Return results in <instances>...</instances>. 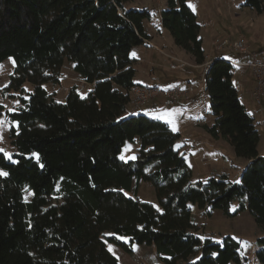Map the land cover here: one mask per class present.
<instances>
[{
    "label": "trees",
    "instance_id": "1",
    "mask_svg": "<svg viewBox=\"0 0 264 264\" xmlns=\"http://www.w3.org/2000/svg\"><path fill=\"white\" fill-rule=\"evenodd\" d=\"M127 1L0 0V61L15 62L8 85L20 91L19 105L6 112L16 124L9 131L15 151L10 158L0 152V172L7 173L0 175V264H120L106 242L128 253L134 243L154 245L165 264L239 263L241 244L231 235L220 243L199 238L192 205L227 217L247 209L264 231L259 131L227 58L214 57L204 69L214 119L202 128L246 161L238 180L222 173L193 181L177 146L180 132L146 113H127L137 84L130 52L148 40L143 21L152 18L149 8ZM165 1L162 28L196 64L204 63L200 24L188 0ZM243 5L264 11V0ZM64 59L91 88L82 97L72 85L57 102L42 84L58 82ZM29 82L33 87L24 93ZM135 139V158L121 160L125 143ZM138 180L154 187L160 210L135 196ZM58 196L61 202L50 201ZM255 241L264 264V233Z\"/></svg>",
    "mask_w": 264,
    "mask_h": 264
},
{
    "label": "rangeland",
    "instance_id": "2",
    "mask_svg": "<svg viewBox=\"0 0 264 264\" xmlns=\"http://www.w3.org/2000/svg\"><path fill=\"white\" fill-rule=\"evenodd\" d=\"M244 0H188V3L195 6V14L197 15V21L201 24L200 34L203 37V45L206 60H209L213 54V57L232 58L236 60H242L246 56L239 57L227 48L224 51H218L210 46V40L214 37H227V39L233 40L237 36H244L248 43L249 50L252 53L260 51L264 53V11L257 13L253 9L243 5ZM126 6L141 9L143 7L149 8L152 13L150 21L144 20L143 24L150 33H156L158 27H160V11L166 6L165 0H132L127 1ZM160 32V31H159ZM161 43L152 44L149 40H144V43H148L154 50L153 64L157 69L155 72L152 70H145L144 68H138L135 61L134 66L138 70V78L143 79L146 75L151 74L154 82L172 84L177 81L176 78H180V72L178 69L185 68L186 66H197L194 60L190 58L180 57L175 52H169L171 48H175L171 43L169 36L165 33H159ZM259 48V50L257 49ZM257 49V50H256ZM254 51V52H253ZM145 58H151L150 55H145ZM212 58V57H211ZM210 58V59H211ZM173 60L169 63L170 60ZM12 58H5L0 61V106L2 111L0 118L7 121L2 127H0V149H3L7 153L6 157L10 158L15 149L11 145V138L9 135L10 127L16 126L15 123L8 120L6 112L9 109H16L19 105L18 95L20 91L9 88V75L12 73L14 65ZM211 61V60H210ZM209 61V62H210ZM63 65L59 71L58 82L47 81L42 84V87L49 93L54 94L55 100L58 102H64L69 88L72 85H76V90L79 95L84 97L90 90L91 86L83 83V81L73 71V62L63 60ZM207 62L201 63L206 66ZM140 66V65H139ZM135 68V69H136ZM199 69L198 67H195ZM202 69V68H201ZM197 70L200 72V70ZM235 75V83L240 87L238 81L243 80L242 73L238 70H233ZM204 72L200 73L197 77L200 80L198 85L200 88L203 84ZM245 77V76H244ZM246 78V77H245ZM250 80V78H247ZM246 83V82H245ZM7 85V87H4ZM191 85V84H190ZM192 86V85H191ZM33 85L25 83L22 85V90L28 92ZM242 89L239 92V98L242 103L245 104L246 110L253 116L255 127L259 131V145L258 149L261 154L264 155V118L258 112V108L252 102L250 94L247 91V84H243ZM198 90L197 86H192V91L187 99ZM129 104L127 107L128 112L133 109V104L130 102L132 93L129 92ZM169 101L162 96L154 97L147 101L145 106L154 104L155 102L162 106L168 107L169 110H176L182 105L183 101ZM203 105L200 107V114L204 115L205 119H201L200 122H190L186 125L179 126L180 139L178 141V149L186 158L188 165L191 167L193 176L192 180H204V178L210 175L226 174L230 179L238 180L242 167L246 161L235 155L232 145L218 138L214 140L206 131L202 128L205 123L211 124L214 116L209 112L210 100L207 93H204ZM6 106V107H5ZM143 108L138 110H132V113H146ZM162 115V114H161ZM153 117V116H152ZM156 118V117H155ZM158 119V118H157ZM175 121L178 122L176 119ZM139 148L138 140L125 143L122 148L119 158L124 161L132 160L135 157ZM137 191L135 196L143 202L151 203L157 210H160L159 203L156 199L155 189L149 181L138 180ZM132 194V192H128ZM31 198V192L26 191L24 193V199L29 200ZM50 201L61 202V198H50ZM239 201H235L230 211L232 212L238 207ZM195 233L200 239L209 237L212 241L220 243L222 237L225 235H231L233 238L240 242V256L241 260L235 264H260L255 255V251L258 249L256 238L263 235L264 231L261 227H258L254 222V219L247 211V209L237 211L232 217H227L220 210L200 209L196 205L191 206ZM109 235V233H106ZM250 244V247H246L244 243ZM132 252L128 253L122 248L113 245L110 242H106V246L109 249L111 246L112 254L119 260L120 264H165L159 258L155 251L154 245H145L141 243H134ZM233 264V263H230Z\"/></svg>",
    "mask_w": 264,
    "mask_h": 264
},
{
    "label": "crops",
    "instance_id": "3",
    "mask_svg": "<svg viewBox=\"0 0 264 264\" xmlns=\"http://www.w3.org/2000/svg\"><path fill=\"white\" fill-rule=\"evenodd\" d=\"M200 27H201V24H200ZM145 30H146V27H145ZM147 33L149 35L148 40L152 44L156 45L157 42L161 43L159 33H162V35L163 34L165 35V33H166L169 36L171 43L174 44L173 38L170 35V33L167 30H165L164 28H162L161 25H160V27L157 28L156 33H150L148 30H147ZM202 43H203V37H202ZM174 47L175 48H171L168 51L169 52H175L180 57H186L187 56L188 58H190L193 61V57L189 53H187L186 51L181 49L176 44H174ZM203 48H204V45H203ZM257 49L259 50V48H257ZM153 52H154V50L151 48V46L148 43H143L141 46L133 47L131 52H130V55H131V57L136 59V61H137L136 66H138V68H141V69L144 68L145 70H152L153 69V71L155 72L157 69L155 68V65L153 64V59H152L153 58L152 57ZM255 52L256 53H253L254 55H258V56L264 55V53L261 54L260 51H255ZM133 53H135V55H133ZM145 55H150L151 58H145L144 57ZM237 56L243 57L240 55H237ZM211 57H210L211 59L208 58L209 60L205 61V62H207L206 64H208L210 60L214 59L213 54ZM172 61L173 60L171 59L169 61V63ZM136 66H135V68H136ZM195 67H198L199 69L202 68V69L200 70V72H198L197 70H199V69H196ZM205 67L206 66H203V64H200L197 66H186L185 68H181V69L179 68L178 69V71L180 72V78H176V80L180 81V82H174V83H179L181 85L191 84L192 86H197L198 90L194 94H192V96L189 99H187V101H183L182 105L179 108H176V112H177L176 119L178 120V122L175 121V127L176 128L177 127L179 128V126H181L182 124L186 125L187 123L195 122L197 120H198V122H200L201 119H205L204 115L200 114V107L203 105L202 99L204 97V93H206V92H205L203 84H202L201 88L198 86L201 81L197 79V77L200 73L202 74V72H205L204 71ZM137 72H138V70L136 68L134 80L139 85H157V86L158 85H161V86L172 85V84H166L167 82H165V83L164 82L163 83L154 82L155 80L152 78L153 76L151 74L146 75V77H144L143 79H139ZM83 83H85V82L83 81ZM85 84H87L88 86H91L90 83L86 82ZM238 84L240 85V87L238 85H236V83L234 81V85L236 86L237 91H238V96H239L240 89H242L241 86L243 84H247V91L250 94L249 90L251 89V84H249V80L244 77V74H243L242 82H241V80H239ZM241 91H243V89ZM143 110H145V112H147L149 116L158 117L161 114H163L165 112V110H169V109H168V107L162 106L161 104H158L155 102L154 104H150L149 106L148 105L145 106L143 108ZM130 112H132V110H130L129 112L127 110V113H130ZM177 125H179V126H177ZM169 126L172 128V125H169ZM178 128H177V131H180Z\"/></svg>",
    "mask_w": 264,
    "mask_h": 264
},
{
    "label": "built area",
    "instance_id": "4",
    "mask_svg": "<svg viewBox=\"0 0 264 264\" xmlns=\"http://www.w3.org/2000/svg\"><path fill=\"white\" fill-rule=\"evenodd\" d=\"M147 41V40H146ZM210 46L218 51H224L229 48L236 55L247 56L242 60H236L228 58L232 70H238L242 73V76L250 78L249 84H251L250 98L254 105L258 108V112L264 118V55H254L248 47L246 38L237 36L233 40L227 39V37H214L210 40ZM232 81L234 84L235 75L233 73ZM192 91L190 84L181 85L179 83H172V85H139L136 84L130 87L132 96L130 102L133 104L132 110H138L143 108L147 101L154 97L162 96L169 101H180L187 99Z\"/></svg>",
    "mask_w": 264,
    "mask_h": 264
},
{
    "label": "snow or ice",
    "instance_id": "5",
    "mask_svg": "<svg viewBox=\"0 0 264 264\" xmlns=\"http://www.w3.org/2000/svg\"><path fill=\"white\" fill-rule=\"evenodd\" d=\"M189 7H191L193 9V11H195L194 5L189 4ZM133 55H135V53H133ZM12 62H13V65L15 66V62L14 61H12ZM0 67H2V66H0ZM4 87H7V85H4ZM9 111H13V109H9ZM176 115H177L176 110H165V112L162 115H160L156 118L164 120L165 123L172 125L173 131H177V128L175 127ZM5 123H7V121L0 118V127H2ZM0 151H3V149H0ZM5 154L7 155V153H5ZM132 158L134 159L135 157H132ZM0 175H7V173L0 172ZM236 182L239 183V181H236ZM121 239H126V238H121ZM234 239H237V238L234 237ZM242 243H244L246 247L251 246L247 242H242ZM109 250L111 251V246H109ZM213 255H215V254H213Z\"/></svg>",
    "mask_w": 264,
    "mask_h": 264
}]
</instances>
